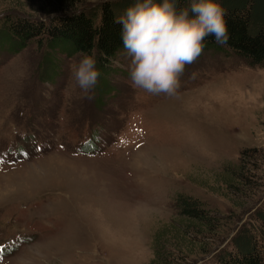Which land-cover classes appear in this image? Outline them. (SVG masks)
I'll use <instances>...</instances> for the list:
<instances>
[{"label": "rangeland", "instance_id": "rangeland-1", "mask_svg": "<svg viewBox=\"0 0 264 264\" xmlns=\"http://www.w3.org/2000/svg\"><path fill=\"white\" fill-rule=\"evenodd\" d=\"M104 1L0 0V22ZM46 52L55 73L43 76ZM79 58L30 43L0 62V264H149L161 226L175 257L208 263L264 204V67L205 50L177 95H151L131 87L124 50L83 99ZM176 193L214 229L190 221L183 238Z\"/></svg>", "mask_w": 264, "mask_h": 264}, {"label": "trees", "instance_id": "trees-1", "mask_svg": "<svg viewBox=\"0 0 264 264\" xmlns=\"http://www.w3.org/2000/svg\"><path fill=\"white\" fill-rule=\"evenodd\" d=\"M134 2L135 0H107L94 9L67 11L50 18L5 15L0 22V62L9 51H18L30 43L43 46L50 53H62L66 56L94 54L102 82L111 75L112 64L124 51L122 25L116 23V20ZM155 2L163 3V0ZM174 2L177 11L190 7L191 4V0ZM217 2L226 10L229 39L227 44L221 45L214 37L208 36L204 41L203 51L213 49L215 52L230 53L243 59L249 66L264 67V0ZM44 54L41 74L53 75L55 68L48 65V52ZM173 205L178 216L176 228L183 238L187 237L186 230L190 221L196 224V229L192 230L195 234L200 232L198 228L201 225L209 230L214 229L215 216L209 215L197 198L176 193ZM173 223L175 222L172 221L170 225H175ZM164 231V226H161L152 235L153 256L149 264H186L184 257H180L182 251H178L175 257L170 251L172 249L165 246L169 243L170 236ZM210 236L214 238L212 233ZM212 242L210 240L208 243ZM207 253L211 256L206 264H264V204L255 210L253 217L237 227L223 248Z\"/></svg>", "mask_w": 264, "mask_h": 264}, {"label": "clouds", "instance_id": "clouds-1", "mask_svg": "<svg viewBox=\"0 0 264 264\" xmlns=\"http://www.w3.org/2000/svg\"><path fill=\"white\" fill-rule=\"evenodd\" d=\"M225 15L217 0H191L190 7L179 11L174 0H135L116 20L122 25L131 87L151 95H177L185 68L203 54L206 37L227 44ZM69 72L81 98H94L101 76L95 55L81 53Z\"/></svg>", "mask_w": 264, "mask_h": 264}]
</instances>
